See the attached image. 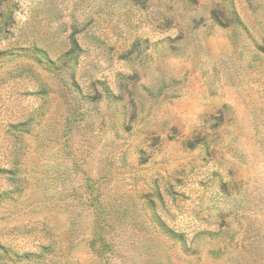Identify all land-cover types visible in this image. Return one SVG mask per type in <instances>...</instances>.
<instances>
[{
	"label": "rangeland",
	"instance_id": "obj_1",
	"mask_svg": "<svg viewBox=\"0 0 264 264\" xmlns=\"http://www.w3.org/2000/svg\"><path fill=\"white\" fill-rule=\"evenodd\" d=\"M0 264H264V0H0Z\"/></svg>",
	"mask_w": 264,
	"mask_h": 264
}]
</instances>
